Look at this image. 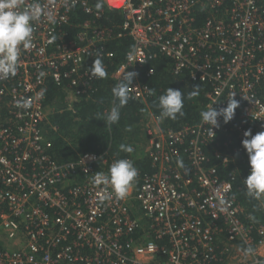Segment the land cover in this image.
<instances>
[{"label": "built area", "instance_id": "1", "mask_svg": "<svg viewBox=\"0 0 264 264\" xmlns=\"http://www.w3.org/2000/svg\"><path fill=\"white\" fill-rule=\"evenodd\" d=\"M37 3L32 45L21 46L16 74L0 78V234L8 243L0 264L264 262V225L244 222L234 178L219 171L231 155L214 146L219 164L210 166L204 150L221 135L244 140L246 131H264V0H102L98 9L90 0H21V8ZM75 8L91 16L75 25L77 33ZM116 13L121 23H104ZM122 38L132 47L110 77L116 86L136 73L129 100L147 104L153 93L142 77L154 74L149 64L161 57L175 75L211 84L204 110L227 107L233 94L239 107L236 126L221 117L215 133L202 120L165 130L150 111L145 148L156 171L118 199L92 182L108 173L106 156L84 152L59 163L44 125L49 83L64 88L71 105L91 89L94 60L106 70L116 57L109 45ZM260 206L264 215V198Z\"/></svg>", "mask_w": 264, "mask_h": 264}, {"label": "trees", "instance_id": "2", "mask_svg": "<svg viewBox=\"0 0 264 264\" xmlns=\"http://www.w3.org/2000/svg\"><path fill=\"white\" fill-rule=\"evenodd\" d=\"M90 2L92 5L94 4L95 9L102 7V0H90ZM106 17H108V20L104 22L105 24L112 26L121 23V15L118 13L106 15ZM72 18L75 33H77L78 29L75 25L90 19L91 16L83 10L75 8L72 12ZM203 18L204 16L200 17L201 21ZM131 47L132 41L129 38L112 42L109 49L115 52L116 57L113 62L107 64L106 75L103 78L96 77L92 81V87L87 91V94L71 105L68 103V93L65 89L55 87L52 83H49L46 104L51 107L52 112L44 126L45 134L53 144L52 157L59 163L73 162L84 152H96L106 156L109 163L108 170L116 160L129 159L138 170L137 178L154 173L156 169L152 166L148 154L146 156L142 155V157L138 156L142 153V147H146L144 120L146 122L150 111L160 115L159 97L165 94L169 87L184 93V115L178 116L175 120L164 119L165 126L180 129L185 125L194 126L200 123V113L204 111L207 103L205 93L208 89L210 90L211 84L193 83L187 72L175 75L171 68V62L161 57H156L149 64V67L154 70V74L150 78L142 77L143 82L151 88L153 93L147 104L129 100L128 104L121 109L119 122L110 127L98 119L99 116L107 113L113 106L112 89L115 83L110 74L124 60L125 53ZM197 85H199V95L191 100L187 99V94ZM237 122L238 119H234L227 124L229 128H232L236 126ZM253 135H255V131ZM242 141L243 139L238 138L236 134L225 137L221 135L216 142L218 144L212 143L204 150L210 158V166L219 164L214 156V146L227 151L231 155L233 162L228 166L219 168L221 176L223 178H229V175L230 177L233 176L237 200L251 214V216L244 217L245 222L253 224L258 221L264 225V215L259 202L247 195L243 183L250 174L251 167L247 152L242 146ZM121 144L132 146L134 151L132 153L120 151ZM211 264H226V261Z\"/></svg>", "mask_w": 264, "mask_h": 264}, {"label": "clouds", "instance_id": "3", "mask_svg": "<svg viewBox=\"0 0 264 264\" xmlns=\"http://www.w3.org/2000/svg\"><path fill=\"white\" fill-rule=\"evenodd\" d=\"M40 18V5L37 3L32 8H21V0H0V78H7L16 74L20 48L27 49L32 45L33 24ZM54 38V37H53ZM91 75L103 78L106 75L102 61L95 59L91 67ZM136 76L134 72H128L124 79L113 87V106L110 110L98 117L106 126L117 124L120 120L121 109L130 99L129 88L132 87ZM43 90H41V94ZM199 95V85L187 94L191 100ZM235 94L227 100V107L217 110L213 105L200 113L202 123L211 125V131L219 127V118H223L225 124L234 119L239 102ZM185 95L180 90L169 87L165 94L159 97L158 107L161 119H177L183 116ZM18 106L28 109L31 105L27 101H19ZM245 139L242 146L247 152L251 172L243 181L247 195L250 198L261 200L264 198V131L255 135L251 130L244 133ZM120 151L132 153L133 147L121 144ZM138 176V170L129 159H118L111 164L108 173L97 172L92 178L94 184L110 186L116 198L124 199L130 187Z\"/></svg>", "mask_w": 264, "mask_h": 264}, {"label": "crops", "instance_id": "4", "mask_svg": "<svg viewBox=\"0 0 264 264\" xmlns=\"http://www.w3.org/2000/svg\"><path fill=\"white\" fill-rule=\"evenodd\" d=\"M146 121H147V118H146ZM146 122H145V120H144V124H145ZM227 125V127H229L228 126V124H226ZM162 128L163 129H165V130H168V129H172V128H169V127H167V126H165V122L163 121V124H162ZM174 130H176V129H174ZM144 138L146 139V144H147V138H146V130L144 131ZM144 141V140H143ZM141 145H143V144H141ZM142 155H147V152H146V148L143 146L142 147V153L141 154H139L138 156L139 157H142ZM238 168V167H237ZM235 192L236 191H234V194H235ZM235 196H236V194H235ZM236 198H237V196H236ZM260 201L261 200H259L258 202H259V206H260ZM237 202L239 203V205L241 206V207H243V211H242V214H241V217H242V219L244 220V222H245V219H244V217L245 216H251V214H250V212L247 210V208H245L244 207V205H242L240 202H239V200H237ZM260 208H261V206H260ZM262 210V209H261ZM246 223H247V221H246ZM254 224H256V225H263L262 223H260V222H256V223H254ZM8 244V243H7ZM243 262V261H242ZM242 262H240L239 264H241Z\"/></svg>", "mask_w": 264, "mask_h": 264}, {"label": "rangeland", "instance_id": "5", "mask_svg": "<svg viewBox=\"0 0 264 264\" xmlns=\"http://www.w3.org/2000/svg\"><path fill=\"white\" fill-rule=\"evenodd\" d=\"M71 32L72 33H74V29H72L71 30ZM71 33V34H72ZM146 223V222H145ZM147 223L145 224V229H144V231L145 232H147L146 233V235H148L149 234V236H150V233H149V231H148V229H147ZM149 226V225H148ZM4 248V247H7V242L5 241V239H4V236L2 235V234H0V248ZM245 260H247V257H245L244 259H242V260H240V259H235V258H233L232 256L229 258V259H227V261H226V264H239L240 262H242V261H244L245 262ZM242 262L241 264H254V263H252V261L251 262ZM257 264H264V262H262V263H257Z\"/></svg>", "mask_w": 264, "mask_h": 264}]
</instances>
